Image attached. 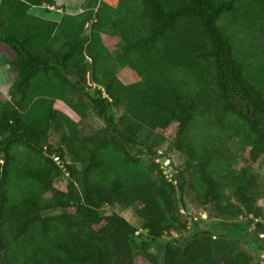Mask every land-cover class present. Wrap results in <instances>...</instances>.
<instances>
[{"label":"trees","instance_id":"1","mask_svg":"<svg viewBox=\"0 0 264 264\" xmlns=\"http://www.w3.org/2000/svg\"><path fill=\"white\" fill-rule=\"evenodd\" d=\"M55 4L0 0L13 77L0 94V264H252L239 242L264 238V0L29 13ZM107 30L118 71L105 62ZM90 110L104 126L83 132ZM144 130L156 135L147 154L168 141L176 168L131 150ZM114 204L140 225L102 211Z\"/></svg>","mask_w":264,"mask_h":264},{"label":"rangeland","instance_id":"2","mask_svg":"<svg viewBox=\"0 0 264 264\" xmlns=\"http://www.w3.org/2000/svg\"><path fill=\"white\" fill-rule=\"evenodd\" d=\"M102 38L108 48L111 49L105 57V62L113 71H118L120 67L116 60L114 50L119 42V39L116 35H113L110 30L105 31L102 34ZM120 41L122 42L121 38ZM12 81L13 77L11 75L9 64L7 63V57L2 54L0 55V94L4 96H7L9 94ZM102 126H104L103 120L99 118L92 110H90L87 117L82 122L81 129L83 132H88L99 129ZM50 134L60 136L61 128H58L56 124H53L50 130ZM155 138L156 135L154 133H148L147 130H144L140 135L139 143L133 145L131 147V150L135 153H138L143 161H148L149 159H151V157H157L160 163L163 164L164 161L169 160L170 162L167 164V166H169L171 163V167L173 169L176 168L179 165L178 156L175 154L168 141H165L161 146L156 147L157 151L153 156H149V154H147L148 148L153 147ZM168 170H170V168H167V171ZM256 172L258 173L260 182L264 185V159H259L256 167ZM65 177V175H62L59 179L64 180ZM102 211H115L124 216L131 224L135 226L140 225V220L135 216L133 208L131 207L123 208L117 204L105 205ZM58 212L59 210H49L45 212V215H52ZM188 213H192L191 207H189ZM199 218L200 220H202V222H206L209 224L213 221L212 218L206 217L205 215H200ZM245 221L246 220L244 219H238L235 220V223L247 225ZM176 236L177 233L175 232L171 234H165L164 236H162L161 241L165 242L167 239H173ZM239 249L245 250L253 256L252 264H264V238H256L253 237L250 233H244V235L240 237ZM151 250L155 252L154 248H152Z\"/></svg>","mask_w":264,"mask_h":264},{"label":"crops","instance_id":"3","mask_svg":"<svg viewBox=\"0 0 264 264\" xmlns=\"http://www.w3.org/2000/svg\"><path fill=\"white\" fill-rule=\"evenodd\" d=\"M83 1L84 0H56L54 6H32L29 13L45 19L58 21L64 11L70 14L80 12L82 10Z\"/></svg>","mask_w":264,"mask_h":264},{"label":"built area","instance_id":"4","mask_svg":"<svg viewBox=\"0 0 264 264\" xmlns=\"http://www.w3.org/2000/svg\"><path fill=\"white\" fill-rule=\"evenodd\" d=\"M54 159L59 162L58 158L57 157H54ZM169 163V160H166L163 162V166L166 168L167 164ZM165 171H167V168L165 169Z\"/></svg>","mask_w":264,"mask_h":264}]
</instances>
